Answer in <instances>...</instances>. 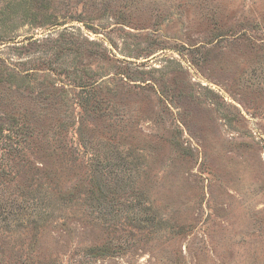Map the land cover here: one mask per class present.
Instances as JSON below:
<instances>
[{"label":"rangeland","instance_id":"obj_1","mask_svg":"<svg viewBox=\"0 0 264 264\" xmlns=\"http://www.w3.org/2000/svg\"><path fill=\"white\" fill-rule=\"evenodd\" d=\"M0 264H264V0H0Z\"/></svg>","mask_w":264,"mask_h":264}]
</instances>
